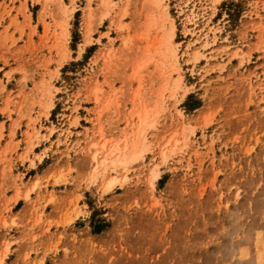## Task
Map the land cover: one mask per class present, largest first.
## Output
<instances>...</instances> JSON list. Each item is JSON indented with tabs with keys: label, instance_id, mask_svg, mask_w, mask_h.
Returning <instances> with one entry per match:
<instances>
[{
	"label": "rangeland",
	"instance_id": "rangeland-1",
	"mask_svg": "<svg viewBox=\"0 0 264 264\" xmlns=\"http://www.w3.org/2000/svg\"><path fill=\"white\" fill-rule=\"evenodd\" d=\"M0 264H264V0H0Z\"/></svg>",
	"mask_w": 264,
	"mask_h": 264
}]
</instances>
